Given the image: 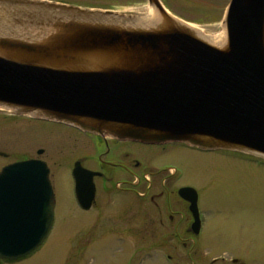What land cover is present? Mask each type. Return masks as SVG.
I'll return each mask as SVG.
<instances>
[{"label":"water","instance_id":"1","mask_svg":"<svg viewBox=\"0 0 264 264\" xmlns=\"http://www.w3.org/2000/svg\"><path fill=\"white\" fill-rule=\"evenodd\" d=\"M139 17L49 0H0V109L99 135L264 157V0H229L221 41L160 0ZM148 17H151L150 19ZM85 202L83 177L73 170ZM190 201L199 231L196 192ZM46 165L0 170V259L35 250L53 221Z\"/></svg>","mask_w":264,"mask_h":264},{"label":"rangeland","instance_id":"2","mask_svg":"<svg viewBox=\"0 0 264 264\" xmlns=\"http://www.w3.org/2000/svg\"><path fill=\"white\" fill-rule=\"evenodd\" d=\"M53 1V0H52ZM94 9L144 17L153 9L147 0H54ZM169 12L200 29L210 42L224 36L222 19L229 0H160ZM0 109V168L26 152L21 128L26 118ZM180 149L197 170L181 162L184 175L175 185L192 182L198 188L203 227L195 244L163 242L161 229L102 222L97 211L84 212L73 200L68 177L55 180L57 206L44 242L26 257L0 264H264V157L227 150ZM190 151V152H189ZM192 159V160H191ZM196 161V162H195Z\"/></svg>","mask_w":264,"mask_h":264},{"label":"flooded vegetation","instance_id":"3","mask_svg":"<svg viewBox=\"0 0 264 264\" xmlns=\"http://www.w3.org/2000/svg\"><path fill=\"white\" fill-rule=\"evenodd\" d=\"M10 115L26 118L28 124L21 128V134L22 142L27 141V150L6 164L28 159L42 161L53 188L54 210L57 206L55 180L63 173L68 177L75 204L84 212L100 214L101 220L96 222L116 227L128 219L130 228L161 229L165 243L195 244L200 231L193 232L196 225L190 201L179 194V189L192 187L196 192L199 230L204 223L200 192L192 182L180 185L175 182L180 174L184 175L185 165L194 170L197 165L191 164L180 149L172 147L179 144L186 150L205 149L185 143L119 139L52 120ZM9 154L7 150H0L1 157L8 158ZM177 154L187 158L185 165L173 158ZM73 170L83 177L84 198L89 204L86 209L75 198Z\"/></svg>","mask_w":264,"mask_h":264},{"label":"bare ground","instance_id":"4","mask_svg":"<svg viewBox=\"0 0 264 264\" xmlns=\"http://www.w3.org/2000/svg\"><path fill=\"white\" fill-rule=\"evenodd\" d=\"M149 19L151 18V17H148ZM199 31H200V29H199Z\"/></svg>","mask_w":264,"mask_h":264}]
</instances>
